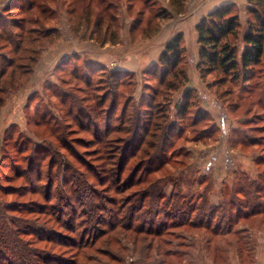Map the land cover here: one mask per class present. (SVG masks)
Masks as SVG:
<instances>
[{"label":"rangeland","instance_id":"1","mask_svg":"<svg viewBox=\"0 0 264 264\" xmlns=\"http://www.w3.org/2000/svg\"><path fill=\"white\" fill-rule=\"evenodd\" d=\"M229 4L239 20L230 42L240 51L251 16L247 0ZM195 12L191 0H0V264H36L43 257L46 264H158L164 255L157 251L166 249L179 252L167 257L175 264H264V212L240 219L228 236L201 227L169 228L161 249L152 236L134 244L122 230L101 232L148 185L156 193L175 191L173 202L194 204L192 218L219 229L234 219L233 204L256 195V186L264 206V164H255L264 156V52L254 73H241L235 82L228 75L222 84L223 74L206 73L204 90L197 85L193 95L209 117L190 125L191 117L180 122L173 106L195 84L189 79L200 75L198 42L182 33L184 60L177 67L188 80L150 99L152 89L175 73L168 67L159 83L160 55L180 33L172 26L161 36L163 26ZM101 55L105 64L95 63ZM156 105L170 115L164 114L167 122L182 127V137L163 140L160 117L154 138L130 156L138 141H131L133 130L123 118L137 111L147 120ZM158 203L144 207L141 216L152 220L165 209ZM184 209L177 216L191 214ZM110 211L119 214L111 218Z\"/></svg>","mask_w":264,"mask_h":264},{"label":"trees","instance_id":"2","mask_svg":"<svg viewBox=\"0 0 264 264\" xmlns=\"http://www.w3.org/2000/svg\"><path fill=\"white\" fill-rule=\"evenodd\" d=\"M247 11L251 17L246 21V30L241 37L243 46L240 51H238L235 44H232L230 42V38L236 37V35L238 34L239 27L238 16L234 12L233 4H225L219 6L218 8H215L206 16L201 18L200 21L196 24L195 29L197 31V42L199 44L198 62L196 64V67L200 71L199 76L201 81H204L206 73H221L223 74V77L218 79L219 83L224 84V82L226 81L225 77H227L228 75L232 76L230 77L231 79L229 82H235L238 80V76L241 73H243V78L249 76L248 74L254 71V66L258 65L261 62L264 52V0H247ZM166 15H162V17L166 18L164 17ZM182 36L183 35L180 32L169 38L165 45V48L160 55L159 63L161 64L162 68L159 69L158 73L159 83H164L165 77L169 75L168 67L175 70V73L174 75H172V79H167L166 82L169 83H166L164 86H162L161 89H152V93L150 94V99L152 101L159 96V91L161 92V90H168L169 92H175L179 87H184L185 82L188 80L185 70L181 69L182 67H177L182 62V60H184V49L181 46ZM12 65V61L9 60L8 66ZM154 71V75H157L156 67L154 68ZM1 74H4V68L2 69ZM115 76L116 78L114 79L115 81H117L118 75ZM195 90L196 88H187L183 91L182 97L178 96L179 98H174L175 104L173 106L174 109L176 108L175 115H177L180 122H182V120H184L189 115V117H191V121H189L190 125H193L197 120H205L206 116L209 117V113L206 110H200L198 106L194 104L195 95H193V92H195ZM197 91L200 92L199 90ZM168 102L170 103L171 100H169ZM132 114L134 118H131L132 115H130L129 118H126V120H124L123 118V124H129L131 127L129 130H133L134 135L131 141H138V143H136L137 145H133L135 144V142L131 143L129 149L131 151L129 153L130 156L135 155L134 153L139 150L140 144H143L144 141H148V138H154L156 130L158 131V129L161 128V123L158 122V119L160 117H163L165 119L162 120L165 121L163 124V130H165L164 135H162L163 140L170 139L171 134H173L176 139H180L182 137V127L177 126V123H175V121L167 122L166 116L170 117V115L165 110L162 112L159 106H157V109L154 113H150L148 117L149 119L144 121L141 113L133 111ZM164 114L168 115L165 116ZM179 124L181 125V123ZM208 128L209 127H205L203 131H207ZM255 130L260 129L256 128ZM100 133H97L96 135L99 136ZM201 137L202 136L195 137V139ZM207 137H210V135H207ZM149 142L153 145H157V143H159V141ZM254 142H256L254 141V139H250V143L253 144ZM255 164H264V156L258 155L255 158ZM138 165L134 167V169L132 170V174H136L139 171ZM121 169L122 167L120 166L118 168V171L120 172ZM141 172H143V170ZM141 178L142 175L140 174L138 179L139 182L141 181ZM258 187L259 186H256L254 188L257 196L254 195V197H251V199L249 198V203L233 204V207H231V209L234 211V219L231 221L229 220L227 226L219 229L221 225L213 226L209 220L205 222L206 218L193 219L192 213H194V210L196 209L194 207V204H187V206H185L184 204L179 203L180 198L177 201L173 202V198L176 196L175 191H171V193H169L168 195L165 193V190H160L158 193H156L153 186L148 185L147 188L139 190L134 194L133 197L136 196L135 199H133V197L129 198L124 206L126 207V212L119 215L120 219L118 221L115 219V221H113L112 223H108L105 226L106 228L101 230V232L104 233V231H106L105 233L107 234H114L117 231L122 230L123 232H127L125 233L127 234V236H133L132 242L134 244L138 243L139 240L144 243L147 241L146 239L148 236H152L157 240L156 243L159 248L160 243L162 242L161 237H163L165 233L169 232V228L176 229L186 226H191L192 228L201 227L213 234L228 236L229 234L233 233V229L239 223L240 219H248L255 214L264 212V206H261L262 204L257 201V198H259L261 194ZM241 194L246 197L249 195V191L242 190ZM161 200L166 201L162 203ZM159 201L160 203H158ZM154 203H158L157 205H161L162 203V207L165 209L155 211L152 220L144 219L143 216H141L143 213V208L146 206L152 208V204ZM218 206H220V204H217L216 207ZM184 207H186V209L191 214L187 217H184L182 215L177 216V214L179 213H184ZM213 209L214 207H212V212L208 215L213 214ZM88 210H90V208ZM162 212L164 213L163 216L160 215ZM109 213L111 218L119 214L118 212L113 213L112 211H110ZM123 219L126 220L123 222L121 221ZM87 223L89 224V226H92L91 220H89ZM3 229L5 228L3 227L2 230ZM239 230L237 228L234 234H236V231L238 232ZM63 231L66 230L63 229ZM56 236L57 238L58 236H61L58 231ZM18 241L20 240L15 239L16 245L20 243ZM64 246L71 245L65 244ZM83 246L81 247L82 249H85L87 247ZM147 246V244H144L145 250L149 252L150 246ZM138 251L141 252V250ZM157 253L158 255H164L162 261L158 264H175V260L177 259L169 260L167 257L169 254H179V252L173 251V249H166L164 251L158 250ZM145 254L147 253L145 252ZM35 262L36 264H46L45 257L39 260L37 259L35 260Z\"/></svg>","mask_w":264,"mask_h":264},{"label":"crops","instance_id":"3","mask_svg":"<svg viewBox=\"0 0 264 264\" xmlns=\"http://www.w3.org/2000/svg\"><path fill=\"white\" fill-rule=\"evenodd\" d=\"M191 1H192V6L197 7V12L191 14L189 17L187 16L180 23H177L176 18H174L173 19V22H174L173 24H171L169 26H167V24H166V25L163 26L162 31H161V36H167V34H168L167 30H169L168 28L174 26V29H175L174 31L183 33L185 37H187V35L189 33L191 36H195V39L197 40V31L195 30V26L200 21L201 18H203L209 12H211L215 8H218L221 5L234 3V2L244 4L246 2V0H194V2H193V0H191ZM178 16H181V14H179ZM104 47L107 48V50H108L109 47H110V43L109 44H105ZM197 48L199 49V44H198ZM123 56L124 55L121 54L120 58L121 57L124 58ZM122 58L118 59V61L120 62V61L124 60ZM59 60L54 62V64L57 63ZM106 61H107V58L102 56V55L100 57H98L97 59H95V63H97V64L104 63ZM49 65H51V64L49 63ZM121 69L129 70V69H127V67L123 68V66H122ZM189 80L195 82V84H193L190 87H195L197 89V85H198V86H200L201 90H204L203 86L201 85V80H200V76L199 75H197V76L193 75L192 79H189Z\"/></svg>","mask_w":264,"mask_h":264}]
</instances>
